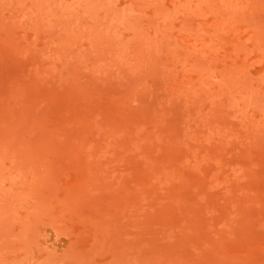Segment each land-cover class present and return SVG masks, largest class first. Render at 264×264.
<instances>
[{
  "label": "rangeland",
  "instance_id": "obj_1",
  "mask_svg": "<svg viewBox=\"0 0 264 264\" xmlns=\"http://www.w3.org/2000/svg\"><path fill=\"white\" fill-rule=\"evenodd\" d=\"M0 264H264V0H0Z\"/></svg>",
  "mask_w": 264,
  "mask_h": 264
}]
</instances>
